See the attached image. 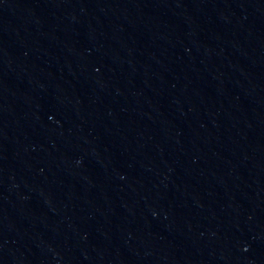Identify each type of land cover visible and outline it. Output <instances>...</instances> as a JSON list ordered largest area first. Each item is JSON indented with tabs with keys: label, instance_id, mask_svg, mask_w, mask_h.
Here are the masks:
<instances>
[{
	"label": "water",
	"instance_id": "water-1",
	"mask_svg": "<svg viewBox=\"0 0 264 264\" xmlns=\"http://www.w3.org/2000/svg\"><path fill=\"white\" fill-rule=\"evenodd\" d=\"M74 264H264V0H103Z\"/></svg>",
	"mask_w": 264,
	"mask_h": 264
}]
</instances>
